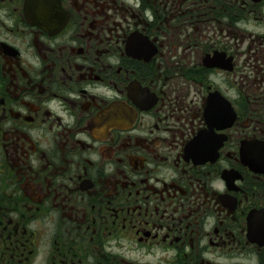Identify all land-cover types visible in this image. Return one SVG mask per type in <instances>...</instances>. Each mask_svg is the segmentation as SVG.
Masks as SVG:
<instances>
[{
  "label": "flooded vegetation",
  "instance_id": "obj_1",
  "mask_svg": "<svg viewBox=\"0 0 264 264\" xmlns=\"http://www.w3.org/2000/svg\"><path fill=\"white\" fill-rule=\"evenodd\" d=\"M264 0H0V264H264Z\"/></svg>",
  "mask_w": 264,
  "mask_h": 264
},
{
  "label": "water",
  "instance_id": "obj_2",
  "mask_svg": "<svg viewBox=\"0 0 264 264\" xmlns=\"http://www.w3.org/2000/svg\"><path fill=\"white\" fill-rule=\"evenodd\" d=\"M246 163L254 170L260 166L261 168L259 169L264 171V156H255L254 159L248 157V159H246Z\"/></svg>",
  "mask_w": 264,
  "mask_h": 264
}]
</instances>
